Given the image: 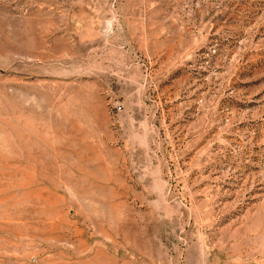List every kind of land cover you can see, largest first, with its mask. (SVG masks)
Returning <instances> with one entry per match:
<instances>
[{
  "label": "rangeland",
  "instance_id": "1",
  "mask_svg": "<svg viewBox=\"0 0 264 264\" xmlns=\"http://www.w3.org/2000/svg\"><path fill=\"white\" fill-rule=\"evenodd\" d=\"M0 264H264V0H0Z\"/></svg>",
  "mask_w": 264,
  "mask_h": 264
}]
</instances>
